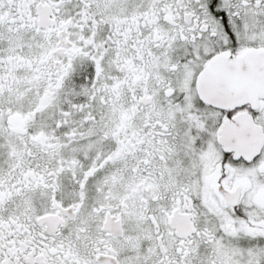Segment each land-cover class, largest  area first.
Wrapping results in <instances>:
<instances>
[{
	"label": "snow or ice",
	"instance_id": "6c2138e0",
	"mask_svg": "<svg viewBox=\"0 0 264 264\" xmlns=\"http://www.w3.org/2000/svg\"><path fill=\"white\" fill-rule=\"evenodd\" d=\"M0 264H264V0H0Z\"/></svg>",
	"mask_w": 264,
	"mask_h": 264
}]
</instances>
